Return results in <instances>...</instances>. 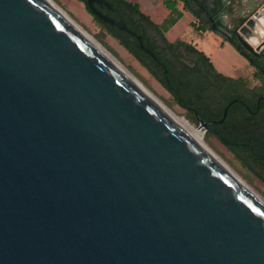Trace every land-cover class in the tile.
Here are the masks:
<instances>
[{"label":"water","instance_id":"water-1","mask_svg":"<svg viewBox=\"0 0 264 264\" xmlns=\"http://www.w3.org/2000/svg\"><path fill=\"white\" fill-rule=\"evenodd\" d=\"M0 264H264V200L55 3L0 0Z\"/></svg>","mask_w":264,"mask_h":264},{"label":"trees","instance_id":"trees-1","mask_svg":"<svg viewBox=\"0 0 264 264\" xmlns=\"http://www.w3.org/2000/svg\"><path fill=\"white\" fill-rule=\"evenodd\" d=\"M82 1L92 13L87 0ZM105 1L112 7L109 8L106 3L100 2H94V6L115 20H123L130 31L119 29L92 13L94 17L148 68L162 86L172 94L175 101L187 110L189 119L198 121V115L206 119L203 114L204 104L210 102L216 91V88L211 87L214 81L213 76L225 79L227 77L215 70L210 58L204 52L183 40L171 41L167 38L166 33L169 29L184 16V11L178 6V0L164 1L170 13L161 23L155 22L144 13L137 2ZM233 3L234 0H222L220 3L217 2V5L219 11L223 12L226 11V5ZM196 15L201 21V17ZM202 27L206 29L208 24ZM143 45L153 54L146 52ZM234 121L235 132L225 134L228 139L235 142L234 146L229 148L245 168L264 181V140L252 134L248 120L234 118Z\"/></svg>","mask_w":264,"mask_h":264},{"label":"flooded vegetation","instance_id":"flooded-vegetation-1","mask_svg":"<svg viewBox=\"0 0 264 264\" xmlns=\"http://www.w3.org/2000/svg\"><path fill=\"white\" fill-rule=\"evenodd\" d=\"M181 1L196 18L190 22V25L201 35L199 40H201L200 38L203 39L207 31L216 33L217 38L220 40L219 46L224 48L226 44L232 45L247 60V65L253 69V77L260 82L259 84L250 85L246 80L247 78L238 74V70L235 68L230 69L229 73L219 71L205 49L198 47L197 44H201L200 42L197 40L193 42L183 40L199 51L204 52L210 58L215 70L227 77L225 79L213 76L214 81L211 87L212 89L216 88V91L210 102L204 104L203 114L206 119H202L198 115V121L201 119L203 122L208 123L206 132L220 138L228 148L235 144L233 140L225 136V134L235 132L234 118L248 120L252 134L256 137H262L264 140V34L261 31L264 28V6L256 9L250 15L239 16L232 24H228L226 18L228 14L232 13L234 3L226 5V11L222 12L219 11L217 5V2L220 3L222 0H213L210 5H208V2L205 4L195 0ZM196 14L201 17V21L197 19ZM216 14L218 16H215ZM210 18L213 21H210ZM251 19L256 21L255 26L253 28L249 26L248 29L242 31V28ZM206 23L208 27L204 29L202 26ZM213 24L216 25L215 29L212 27ZM255 41L256 43H254ZM221 109H223L222 112Z\"/></svg>","mask_w":264,"mask_h":264},{"label":"rangeland","instance_id":"rangeland-1","mask_svg":"<svg viewBox=\"0 0 264 264\" xmlns=\"http://www.w3.org/2000/svg\"><path fill=\"white\" fill-rule=\"evenodd\" d=\"M60 7L68 12L78 23H80L90 34H92L101 44H103L121 63L127 67L135 76H137L149 89L158 95L169 107L178 114L185 116L198 128V121H192L187 116V110L181 107L162 84L151 74L148 68L143 65L131 52H129L120 41L109 33L106 28L94 17L86 8L82 0H54ZM140 5V9L149 15L155 22H159L165 15L167 7L165 0H131ZM178 6L185 14L180 21L173 27V35H178L179 39L195 41L201 36L195 31L190 22L195 20L194 14L188 11L181 0H178ZM264 6V0H234L232 13L228 14L226 22L232 24L239 16L250 15L256 9ZM150 9H153L150 14ZM264 34V28L261 30ZM173 37V36H172ZM213 31H207L203 39L200 38L204 45L202 47L211 57L217 69L224 73H229L230 69H237L238 74L246 77L250 85L259 84L257 78L253 77V69L247 65V60L232 46L220 47V40ZM264 37V36H263ZM263 37H260L261 39ZM199 129V128H198ZM207 144L236 172L245 183L264 198V181L256 174L245 168L235 157L233 152L217 136L211 135L205 129H199Z\"/></svg>","mask_w":264,"mask_h":264},{"label":"bare ground","instance_id":"bare-ground-1","mask_svg":"<svg viewBox=\"0 0 264 264\" xmlns=\"http://www.w3.org/2000/svg\"><path fill=\"white\" fill-rule=\"evenodd\" d=\"M55 3L65 14H67L80 28H82L87 34H89L105 51H107L119 64H121L144 88H146L153 96H155L164 106H166L178 119H180L183 123H185L201 140L202 142L219 158L221 159L227 166L228 164L207 144L203 133L185 116L178 114L171 107H169L158 95H156L151 89H149L137 76H135L127 67H125L121 61L113 55L103 44H101L92 34H90L80 23H78L68 12H66L62 7H60L54 0H51ZM256 43V41L254 42ZM229 167V166H228ZM230 168V167H229ZM231 169V168H230ZM232 170V169H231ZM233 171V170H232ZM234 172V171H233ZM244 183L245 181L234 172ZM246 184V183H245ZM247 185V184H246ZM248 186V185H247ZM250 186V185H249ZM248 186V187H249ZM252 189V188H251ZM253 190V189H252ZM254 191V190H253ZM255 192V191H254ZM258 194L257 192H255ZM259 195V194H258ZM260 196V195H259ZM263 200L264 198L260 196Z\"/></svg>","mask_w":264,"mask_h":264},{"label":"crops","instance_id":"crops-1","mask_svg":"<svg viewBox=\"0 0 264 264\" xmlns=\"http://www.w3.org/2000/svg\"><path fill=\"white\" fill-rule=\"evenodd\" d=\"M131 1V0H130ZM134 2V1H133ZM138 2V1H137ZM152 11H153V9H150V14L152 13ZM169 13H170V11H169V9H165V15L163 16V18L159 21V22H157V23H161L168 15H169ZM184 14H185V12H184ZM180 21V20H179ZM178 21V22H179ZM177 22V23H178ZM176 23V24H177ZM175 24V25H176ZM174 25V26H175ZM173 26V27H174ZM173 27H171L170 29H169V31L166 33V36H167V38L169 39V40H171V41H174V40H176V39H179V37H178V35H176V34H174L173 35ZM173 36V37H172ZM198 42H200L201 43V45H204V42L202 41V40H199V39H196Z\"/></svg>","mask_w":264,"mask_h":264}]
</instances>
